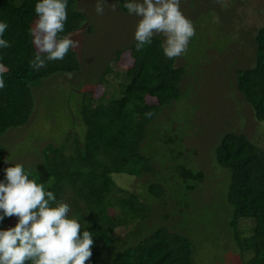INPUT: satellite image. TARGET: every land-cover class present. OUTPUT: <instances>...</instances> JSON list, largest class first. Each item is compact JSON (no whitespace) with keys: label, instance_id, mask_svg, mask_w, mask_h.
<instances>
[{"label":"trees","instance_id":"obj_1","mask_svg":"<svg viewBox=\"0 0 264 264\" xmlns=\"http://www.w3.org/2000/svg\"><path fill=\"white\" fill-rule=\"evenodd\" d=\"M37 2L0 0V22L9 25L3 38L11 43L8 48H0V68L4 70L5 81V87L0 89V181L5 180V169L10 166L5 163L10 152L2 142L8 139V132L31 119L36 100L34 88L48 78L81 69L74 48L69 49L63 60L47 62L39 71L30 66L29 61L38 51L29 34L37 19L34 10ZM76 2L67 0V20L58 38L85 24L86 15L76 8ZM125 2L118 0L120 9L127 12ZM255 42L254 62L248 68L236 70V86L251 106L255 119L263 123L264 26L257 30ZM162 43V37L155 35L152 43L140 51L136 50L135 39L115 50V66L107 62L96 86L84 90L78 108L84 125L81 134L69 131L60 142L47 143L33 164L9 159L13 166L23 165L29 179L44 184L45 191H52L57 202L70 206L68 216L78 220L81 232L84 229L91 232L92 256L86 264H193L190 238L163 225L152 223L145 229L142 223L149 217L153 201H144L146 196L141 199L112 177L117 173L140 177L154 170L141 146L149 123L179 96L178 85L185 74V69L176 65V58L164 55ZM214 156L216 163L230 173L226 193L232 206L229 226L242 263L264 264V149L244 133L226 132ZM185 175L202 177L200 171H187ZM160 180V184L149 183L147 192L163 200L171 189L165 180ZM155 202L158 207L167 205V201ZM160 217L164 218L161 214ZM17 222L18 217H5L0 221V230L14 227ZM119 227H124L130 238L122 246L115 243V229ZM110 244L116 245L117 251L109 262L102 263L105 261L101 253Z\"/></svg>","mask_w":264,"mask_h":264},{"label":"rangeland","instance_id":"obj_2","mask_svg":"<svg viewBox=\"0 0 264 264\" xmlns=\"http://www.w3.org/2000/svg\"><path fill=\"white\" fill-rule=\"evenodd\" d=\"M96 3L77 0L76 8L87 20L66 37L78 42L73 48L81 69L48 78L34 88L31 119L8 132V139L2 142L11 161L33 164L47 143L60 142L69 131L81 134L84 125L78 108L84 90L96 86L107 62L115 66V50L134 40L139 17L121 10L118 0H106L104 14L98 15ZM224 3L226 8L218 0H180V10L193 23L195 35L187 51L176 58V65L185 69L178 85L179 96L149 123L141 146L154 170L140 177L112 175L118 185L136 192L141 199L146 196V202L153 201L149 217L142 223L145 229L153 223L184 232L190 238L193 264H243L229 226L232 206L226 193L230 173L216 163L214 156L220 138L226 132L244 133L264 149V122L255 119L236 86V70L254 62L255 35L264 26V0ZM187 171H200L202 177L185 175ZM160 179L171 189L163 200L147 192V185L160 184ZM155 201H167V205L158 207ZM115 234L117 246L130 242L124 227L116 228ZM117 246L110 244L101 253L102 263L109 262Z\"/></svg>","mask_w":264,"mask_h":264},{"label":"clouds","instance_id":"obj_3","mask_svg":"<svg viewBox=\"0 0 264 264\" xmlns=\"http://www.w3.org/2000/svg\"><path fill=\"white\" fill-rule=\"evenodd\" d=\"M227 7L224 0H218ZM106 0H97L95 11L103 15ZM124 8L139 17L134 32L137 51L152 43L155 35L164 37L161 45L167 58H177L187 51L195 28L180 10V0H126ZM37 19L29 34L38 50L29 61L39 71L47 62L63 60L70 48L78 42L59 37L67 20V0H39L35 4ZM116 11V5H112ZM7 22H0V48L11 46L3 38ZM3 68H0V89L5 87ZM151 116L152 113H146ZM9 164L5 180L0 181V221L18 217L14 227L0 230V264H86L92 256L93 237L76 218H69L70 206L57 202L52 191H45L42 183L29 179L21 164Z\"/></svg>","mask_w":264,"mask_h":264}]
</instances>
